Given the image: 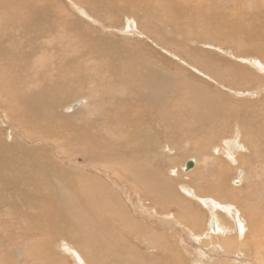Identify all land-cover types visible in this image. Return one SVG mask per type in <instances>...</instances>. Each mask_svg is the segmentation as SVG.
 <instances>
[{"label":"rangeland","instance_id":"rangeland-1","mask_svg":"<svg viewBox=\"0 0 264 264\" xmlns=\"http://www.w3.org/2000/svg\"><path fill=\"white\" fill-rule=\"evenodd\" d=\"M16 1H9L15 5L10 7V16L19 18L34 13L36 17H32L34 20L26 23L23 30L16 26L5 29L4 20H0V79L8 81L6 73H10L9 77L15 79L16 76L23 81L22 52L29 54L37 45L44 56L50 57L45 66L54 71L53 83H49L50 77L43 81L35 79L28 88H24L23 82L16 83L21 92L28 90L26 95L43 96L48 90L47 96L40 99L39 108L43 112L52 110L50 117L49 111L46 113L52 134L45 131L46 134L40 136L37 131L27 130L14 104L8 102L5 93H0V264H90L83 256V246L89 237L86 232H95V224L77 229L54 228L70 219L68 213L64 217L57 211L64 212L66 203L68 211L72 204L78 205L77 214L88 223L89 216L95 215L100 219L98 223L105 227L107 232L102 236L106 239L101 237V240L108 244L109 259L102 264H264V144L259 143L257 147L260 152L257 158L262 155L259 164L254 162L257 161L255 156H250L253 155L250 146L234 153L236 159L230 158L228 162L222 154L226 150L223 139L234 137L242 127H248L253 134H264V55H261L264 51V0H138L137 6L127 0H105L108 5L99 13L90 9V0ZM40 35L43 37L34 47L32 38L37 40ZM73 47L74 50L84 47L81 53L87 58L80 62L86 69L78 70L79 81L71 82L66 78L61 83L62 76L58 80L55 77L66 66L74 71L72 64L78 62L77 56L65 54ZM87 47L91 50L87 51ZM88 52L101 53L100 64L94 65L95 68L93 55ZM35 59L36 56L32 62ZM135 64L139 68H136L138 78L121 83L119 73L133 71ZM97 67L100 72H95ZM40 73L43 77L46 69ZM228 75L236 77L231 79ZM140 76L147 78L148 84H141ZM237 80L240 83H234ZM60 83L61 87L56 90ZM105 85L113 91L109 92ZM5 86L8 88L7 83ZM156 86L159 88L155 89ZM232 86L239 90L226 93ZM192 96H200L206 103L222 108L225 116H230L228 124L223 119L208 116L206 111L197 110ZM113 114H120L124 119L134 115L133 122L135 114H139V121L134 126L114 121L111 131L107 125ZM188 114L190 119H186ZM25 117L23 121H28L29 125L35 117L41 118L29 114ZM37 122V128L49 127ZM88 137L94 138L96 144H89ZM132 139L135 140L130 142ZM217 148L220 152L214 154ZM113 156L147 165L155 174L159 172L160 176L168 178L171 184L163 187V192L170 194L171 203L163 202L165 192L145 194L142 189L146 184L140 179L133 182L128 174L121 172L108 160ZM243 156L247 167L236 169L237 158L240 160ZM221 161L230 167L227 180L219 178ZM158 162L160 164H156ZM189 162L194 166L186 170ZM205 164L207 167L214 164L211 171L209 169L211 175L202 176ZM35 179L38 183H34ZM235 179L239 181L238 186L233 184ZM219 182L231 195L223 192L219 196L210 191L203 196L201 200L213 206L210 213L206 205L191 194L193 190L199 192L198 188L201 191V187L207 189ZM175 191L183 200L181 207L176 204ZM102 198L106 201L99 207L97 203ZM245 207L254 211L251 212L253 220L256 217H259L258 223L262 220L260 228L262 225L263 230L253 231L248 221L250 212ZM186 209L189 211H184ZM215 215L222 223V230L233 231L231 218L241 217L244 234L239 238L235 232L224 231L223 236L212 235L209 243L203 235L209 232V221ZM192 231L199 238L193 237ZM97 235L95 233L90 243L99 245ZM114 246L117 249L111 252ZM240 247L244 249H240L242 252ZM97 253L90 250V255Z\"/></svg>","mask_w":264,"mask_h":264},{"label":"bare ground","instance_id":"bare-ground-1","mask_svg":"<svg viewBox=\"0 0 264 264\" xmlns=\"http://www.w3.org/2000/svg\"><path fill=\"white\" fill-rule=\"evenodd\" d=\"M10 1V0H9ZM7 2V1H5V0H0V20H4V27H5V29L9 26V27H15L16 26V28H20V29H22L23 30V28L25 27V26H27V24L26 23H28V22H30L31 20H34V18H32V17H36V15L33 13H28L27 15H25V16H21L20 15V17L18 18L17 16H10V13H8L10 10H11V8L10 7H12V6H15V5H13V3L12 2ZM14 1V0H13ZM18 1V0H17ZM16 1V3H18ZM129 3H131L132 5H135V6H137L138 4H140L139 2H138V0H127ZM21 2H23V1H21ZM38 2V1H37ZM15 3V2H14ZM22 3H20L19 5H21ZM25 5V4H24ZM108 5V3H106V1L104 0V2H102L101 3V0H90V4L88 5L89 7H90V9H92L93 11H96V12H98L99 13V11L101 10V9H103V7H105V6H107ZM29 6V5H28ZM21 7V6H20ZM24 7V6H23ZM22 7V8H23ZM30 7V6H29ZM28 8V7H27ZM34 8V7H33ZM26 9V8H25ZM34 10V9H33ZM32 10V11H33ZM7 13L9 14V15H7ZM13 15V14H12ZM39 16V15H38ZM47 20H49V19H47ZM40 21V20H39ZM145 22H147V21H145ZM39 24H40V22H39ZM39 24H37V30H38V26H39ZM148 28H149V26H147ZM130 28H131V26H130ZM8 29V28H7ZM69 29V28H68ZM36 30V31H37ZM9 32V31H8ZM48 32H50V31H48ZM66 32V31H65ZM5 33V32H4ZM44 33V32H43ZM47 34V33H46ZM49 34V33H48ZM38 35V34H37ZM52 35V34H51ZM54 35V34H53ZM64 35V34H63ZM50 36V35H49ZM43 37V35H40L38 38H37V40H36V37H34V38H32V43L31 44H34V47L36 46V42L40 39V38H42ZM56 38H58V37H56ZM62 38V37H61ZM70 39V38H69ZM60 39L58 38V41H59ZM64 40V39H63ZM79 40V39H78ZM125 40H127V39H125ZM54 41V40H53ZM69 41V40H68ZM74 41H76V39L74 40ZM61 42V41H60ZM63 42V41H62ZM78 42V41H77ZM30 43V42H29ZM51 43V42H50ZM74 44H75V42H73ZM73 43H71L72 45H73ZM79 43H81V42H79ZM79 43H77V44H79ZM58 44V43H57ZM61 44V43H60ZM59 44V45H60ZM63 44V43H62ZM71 44H70V46H71ZM76 44V45H77ZM86 44V43H85ZM150 44V43H149ZM66 45V44H65ZM68 45V44H67ZM66 45V46H67ZM82 45V44H81ZM80 45V46H81ZM84 45V44H83ZM169 45V44H168ZM33 46V45H32ZM75 46V45H74ZM212 46V45H211ZM58 47V46H57ZM65 47V46H64ZM69 47V46H68ZM78 47V45L76 46V48ZM175 47V46H174ZM56 48V47H55ZM59 48H60V46H59ZM66 48V47H65ZM71 48V47H70ZM62 48H60V50H61ZM83 49H84V47H83ZM83 49H80V50H74V47L72 48V50L71 51H69L68 53H65V54H67V56L69 57V55H73V56H77V61L78 62H76V64H72V66H74L75 67V69H74V71L72 70H68L67 69V66L62 70V71H60V73L55 77V79L56 80H58L59 78H60V76H62V81H61V83L62 82H64L65 81V79L66 78H68L71 82H75L76 80L77 81H79V79H77V76H76V74L77 73H79L78 72V70L80 71V70H82L83 68H85V67H82V65H81V62H80V60H82V58H87V57H83L84 56V52L83 53H81V51L83 50ZM88 49H90V48H86V50L88 51ZM172 49V48H171ZM176 49V48H175ZM59 50V51H60ZM91 50V49H90ZM100 51V50H99ZM177 51V50H176ZM262 51V50H261ZM63 52V51H62ZM65 52V51H64ZM94 52H96V51H94ZM101 52V51H100ZM59 53V52H58ZM88 53H90L91 55H93V61H94V64H93V67L95 68L98 64H100V56H101V53H96V54H93V52H88ZM262 54V56L264 55V51H262L261 52ZM63 54V53H62ZM100 55V56H99ZM34 56H36V59L32 62V59H33V57ZM49 56H52V55H49ZM62 56V55H61ZM256 56V55H255ZM55 57V56H54ZM91 57V56H90ZM237 57H239V56H237ZM21 58H22V61L24 62V66L21 68L22 70V72H23V74H24V76H23V74H22V76H23V81H21V82H23L22 84L24 85V88H28V86L30 85H33L32 83L35 81V79H39V80H41V81H43V79H45V78H47V77H50V79H49V83L51 82V83H53V77H52V73L54 72H52V71H49L47 68H46V66H45V64H46V62L47 61H50L49 60V58H48V56L46 57V56H44V53H42L41 52V50H40V47L37 45L35 48H33V49H31L30 50V52H29V54L28 53H26L25 51L24 52H22V55H21ZM54 59V58H53ZM55 59H58V57H56ZM65 59H67L66 57H65ZM70 59V58H69ZM71 60V59H70ZM135 60V59H134ZM176 60V59H175ZM52 61V60H51ZM54 61H56V60H54ZM62 61V60H61ZM61 61H60V63H61ZM65 61V60H64ZM75 61V60H74ZM58 62V61H57ZM71 62V61H70ZM90 62V61H89ZM104 62V61H103ZM142 62H143V60H142ZM66 63L69 65V63H68V61H66ZM71 63H73V62H71ZM86 63H87V61H86ZM85 63V64H86ZM91 63V62H90ZM102 63V62H101ZM258 63V62H257ZM31 64V66H29ZM53 64H54V62L51 64V66H50V69L52 68V66H53ZM64 64V63H63ZM84 64V63H83ZM136 64H137V62H136ZM136 64L135 65H133V67H134V69H133V71H131V72H128L127 71V73H125V71H122V72H120L119 73V76H118V79H119V81L122 83V82H131L132 80H135L134 78H138V73H137V71H136V68H138V67H136ZM94 65H96V66H94ZM108 65V64H107ZM126 65V64H125ZM128 65V64H127ZM138 65H140V64H138ZM144 65V64H143ZM210 65V64H209ZM63 66V65H62ZM71 66V67H72ZM150 66V65H149ZM161 66V65H160ZM71 67H69V68H71ZM122 67V66H121ZM124 67V66H123ZM153 67V66H152ZM156 67V66H155ZM46 69V73H45V75H43V77H42V75H41V73H40V71H42V69ZM107 68H108V66H107ZM116 68V67H115ZM131 68V67H130ZM149 67H147V69H148ZM154 68V67H153ZM5 69V68H4ZM86 69V68H85ZM100 69V68H99ZM99 69H98V67H97V69L95 70V72L97 71V72H100L99 71ZM103 69V68H102ZM122 69V68H121ZM139 69V68H138ZM161 69V68H160ZM110 70V69H109ZM123 70H124V68H123ZM129 70V69H128ZM149 70V69H148ZM164 70V69H163ZM162 71V70H161ZM243 71H245V70H243ZM61 72H62V75H61ZM86 72V71H85ZM119 72V71H118ZM150 72V71H149ZM220 72V71H219ZM13 73L15 74V70H14V72H12V76H13ZM17 73V72H16ZM91 73V72H90ZM107 73V72H106ZM153 73H155V72H153ZM164 73V72H163ZM197 73V72H196ZM249 73V72H248ZM9 74L10 73H6V76H7V78H8V81H6V80H1L0 79V93H5V95H6V97H7V99L9 100L8 102H10L11 104L13 103L14 105H13V107H15L17 110H18V112H19V114H21V119H22V123L24 124L23 126H25L26 127V129L27 130H30V132L31 131H37L39 134H40V136H44L45 134H46V132H48L47 134H49V132H50V134H52V130H49V129H52L51 127H50V122H49V117H50V111H52V110H47V112L49 111V113H48V115H49V117L47 116V112H43V110H40V108H39V101H40V99H42V98H44L43 96H47V92H48V90H46V92L44 93V95L42 96H40L38 93V95L36 94V95H26V93L28 92V90L26 91V92H24L25 93V95L24 94H22L23 92H21L20 91V89H19V86H18V84L16 83V82H20V80L19 79H17L16 78V76H15V79H13V77H9ZM54 74V73H53ZM87 74V73H86ZM95 74V73H94ZM143 74V73H142ZM158 74V73H157ZM1 73H0V77H1ZM17 75V74H16ZM88 75V74H87ZM106 75V74H105ZM104 75V76H105ZM154 75V74H153ZM241 75V74H240ZM249 75V74H248ZM10 76H11V74H10ZM215 77H216V75H214ZM222 76V75H221ZM3 77V76H2ZM108 77V76H107ZM143 77V76H142ZM152 77V76H151ZM197 77H198V75H197ZM223 77V76H222ZM228 77H230L231 79L232 78H234L235 79V77L233 76V75H228ZM21 78V77H20ZM140 78H141V76H140ZM144 78V79H143ZM143 78H141L142 80L140 81V83L141 84H144V85H146V84H148V82H146V79H145V77H143ZM163 78H164V76H163ZM162 78V79H163ZM167 78V77H166ZM168 78H169V76H168ZM214 78V77H213ZM218 78V77H217ZM225 78H227V77H225ZM239 78V77H238ZM245 78V77H244ZM246 78H247V76H246ZM97 79V78H96ZM100 79H102L101 77H100ZM149 79V78H148ZM204 79V78H203ZM215 79V78H214ZM222 79V78H221ZM223 79H224V77H223ZM248 79V78H247ZM91 80V79H90ZM150 80V79H149ZM151 80H153V78L151 79ZM212 80V79H211ZM220 80V79H219ZM238 80H240V79H238ZM238 80L237 81H235L234 83H240V81L242 80L243 81V79H241L239 82H238ZM245 80V79H244ZM88 81V80H87ZM102 81V80H101ZM108 81V80H107ZM139 81V80H138ZM217 81H218V79H217ZM247 81V80H246ZM10 84H9V83ZM13 82V83H12ZM20 82V83H21ZM136 82V81H135ZM152 82V81H151ZM154 83H155V81H153ZM158 82H160V81H158ZM219 82V81H218ZM244 82V81H243ZM8 84V88L5 86V84ZM12 83V84H11ZM43 83V82H42ZM61 83H60V85H59V87H57L56 88V90L57 89H59L60 87H61ZM78 83V82H77ZM101 83V82H100ZM100 83H99V85H100ZM134 83V82H133ZM157 83V82H156ZM215 84H217V82H216V79H215V82H214ZM220 83V82H219ZM247 83V82H246ZM91 84V83H90ZM93 84V83H92ZM94 84H96L95 82H94ZM103 84V83H102ZM106 84V83H105ZM129 84V83H128ZM98 86V85H97ZM122 86V85H121ZM125 86V85H124ZM123 86V87H124ZM137 86H139V85H137ZM143 86V85H142ZM163 86H164V84H163ZM218 86H221V85H218ZM99 87H101V86H99ZM105 87H106V85H105ZM119 87H120V85H119ZM131 87V86H130ZM132 87H134V86H132ZM157 87V86H156ZM160 87H162V84H160ZM165 87V86H164ZM222 87V86H221ZM22 88V87H21ZM40 88V87H39ZM94 88V87H93ZM141 88V87H140ZM150 88V87H149ZM159 87H157V88H155V89H158ZM225 88H227V87H225ZM102 89H104L103 87H102ZM106 89H108V91L110 92L112 89H110V88H107L106 87ZM124 89H125V87H124ZM123 89V90H124ZM145 89V88H144ZM223 90H224V87L222 88ZM227 89H229V90H226L225 92L226 93H230V92H236V90H239V89H237V87H235V88H233V86L232 87H228ZM235 89V90H234ZM56 90H54V91H56ZM117 90H119V89H117ZM147 90V89H146ZM107 91V90H106ZM107 91V92H108ZM113 91V90H112ZM98 92V91H97ZM120 92V91H119ZM122 92V91H121ZM124 92V91H123ZM153 92V90L151 91V93ZM94 93H96V91H94ZM115 93V92H114ZM137 93V92H136ZM144 93V92H143ZM146 93H148V92H146ZM146 93H144V94H146ZM155 93V92H154ZM124 94V93H123ZM231 94V93H230ZM152 95H153V93H152ZM152 95H150V96H152ZM158 95V94H157ZM120 96H121V94H120ZM143 96V95H142ZM149 96V95H148ZM154 96V95H153ZM159 96V95H158ZM162 96V95H161ZM200 97V96H199ZM199 97H197V96H192V101H193V103L194 104H196V108H197V110L198 109H201L203 112H208L210 115H208V116H212V117H215V118H220V121L223 119L225 122H227V124H228V121L230 120V116H225V114H224V111L222 110V108H216L212 103H206L205 102V100L203 99V98H199ZM140 98V97H139ZM6 99V98H5ZM56 99V98H55ZM87 99V98H86ZM160 99V98H159ZM151 100V99H150ZM102 101V100H101ZM61 102H62V100H61ZM65 102V101H64ZM110 102V101H109ZM164 102V101H163ZM170 102V101H169ZM114 103V102H113ZM160 103V102H159ZM168 103V102H167ZM50 104V103H49ZM55 104H56V102H54V103H51V108H52V106L54 107L55 106ZM58 104V103H57ZM79 104V103H78ZM88 104V103H87ZM156 104V103H155ZM161 104V103H160ZM166 104V103H165ZM175 104V103H174ZM229 104V103H228ZM8 105V104H7ZM58 106V105H57ZM116 106V105H115ZM145 106H146V104H145ZM157 106V105H156ZM192 106V105H191ZM116 107H119V106H116ZM122 107V106H121ZM120 107V108H121ZM147 107V106H146ZM157 107H159V105L157 106ZM161 107V106H160ZM168 107V106H167ZM48 108V107H47ZM122 108H124V107H122ZM137 108V107H136ZM169 108V107H168ZM117 109V108H116ZM115 109V111H117ZM119 109V108H118ZM14 110V109H13ZM101 110V109H100ZM124 110H125V108H124ZM167 110V109H166ZM166 110H164L165 112H166ZM171 110V109H170ZM194 110H196V109H194ZM44 111H46V110H44ZM54 111H56V110H54ZM119 111V110H118ZM136 111H138V110H136ZM158 111H160V110H158ZM173 111V110H172ZM15 112H16V110H15ZM123 112H125V111H123ZM135 112V111H134ZM162 112V111H161ZM174 112V111H173ZM54 113V112H53ZM193 113V112H192ZM202 112H200V114H201ZM238 113V112H237ZM17 114V113H16ZM25 114H29V115H36V116H39V117H41L40 118V120H39V118H37V117H35V119L34 120H32V125H29L28 124V121H26V120H24L23 121V118H26L25 117ZM125 114V113H124ZM123 114V115H124ZM166 114V113H165ZM171 114V113H170ZM174 114V113H173ZM190 114V113H189ZM189 114H188V117H186V119H190L191 117H189ZM70 115V114H69ZM101 115V114H100ZM159 115H160V113H159ZM162 115V114H161ZM192 115V114H191ZM109 116H112V115H109ZM193 117H194V113H193V115H192ZM202 116V115H201ZM16 117L18 118V116L16 115ZM133 117H134V115H132L130 118H128V119H124V118H122V116L120 115V114H113V116L112 117H110V118H108V122H109V124L107 125V127L108 128H110V130L115 126V124H114V121L115 122H117V123H123L124 124V122H125V124H131V125H135L138 121H139V114H135V121L133 122L132 120H134L133 119ZM160 117V116H159ZM163 117V116H162ZM165 117V116H164ZM175 117V116H174ZM192 117V118H193ZM171 118V117H170ZM199 118V117H198ZM203 118H205V117H203ZM202 118V119H203ZM16 119V118H15ZM93 119V118H92ZM37 120H39L38 122H37ZM164 120H165V118H164ZM178 120H180L179 118H178ZM199 120H201V119H199ZM206 120H208V119H206ZM205 120V121H206ZM203 121V120H202ZM236 121V120H235ZM14 122V121H13ZM35 122H37V125H42V126H49V127H38L37 128V126L35 125ZM201 122V121H200ZM207 122V121H206ZM223 122V121H222ZM8 123V122H7ZM201 124H202V122H201ZM220 124V123H219ZM230 124H231V122H230ZM234 124V123H233ZM245 124V123H244ZM117 125V124H116ZM122 125V124H121ZM214 125H215V123H214ZM218 125V124H217ZM209 126V125H208ZM207 126V127H208ZM212 126V125H211ZM261 126V125H260ZM235 127V126H234ZM24 128V127H23ZM29 128H32V129H34V130H32V129H29ZM248 128V127H247ZM246 127L245 128H243L242 127V130L241 131H238V132H236V134H235V136L234 137H232V138H229V139H227V140H224V139H226V138H224L223 139V143H224V146L226 147V150H224V152L222 153L223 154V156H224V158H225V160H227V162L228 161H230V158H233V159H236V158H234L233 157V154L234 153H237L240 149H242V150H246V148L244 147V146H250V147H252L253 148V155H250V156H252V157H254L255 156V158H254V160H256V158L258 157V155H259V153L257 152V147L259 146V143L260 144H264V134L261 132V134H253V131L252 130H249V129H247ZM255 128V127H254ZM262 128H264V127H262ZM25 129V128H24ZM205 129V128H204ZM225 128H223V130H224ZM255 129H257V128H255ZM212 130V129H211ZM222 130V131H223ZM233 130V129H232ZM258 130V129H257ZM22 131V130H21ZM46 131V132H45ZM112 131V130H111ZM235 131V130H234ZM259 131V130H258ZM202 132H204L203 130H202ZM213 132V131H212ZM257 132V131H256ZM37 133V134H38ZM227 133V131H224V134H226ZM27 134V133H26ZM31 135H33V134H31ZM26 136H28V135H26ZM48 137V136H47ZM45 138V137H44ZM49 138V137H48ZM52 138V137H51ZM42 139V138H41ZM54 139V138H53ZM52 139V140H53ZM90 142H89V144L91 143V142H93L94 144H96L95 142H94V138H92V137H88L87 138ZM152 139V138H151ZM154 139V138H153ZM27 140V139H26ZM47 140V139H46ZM135 139H132L130 142H132V141H134ZM155 140V139H154ZM154 140H152V141H154ZM136 142V141H135ZM165 142V141H164ZM241 143H242V145H241ZM130 146H129V148L131 147L132 148V146H131V143L129 144ZM217 145V144H216ZM58 147H60V146H58ZM130 148V149H131ZM138 148V147H137ZM60 149V148H59ZM82 149V148H81ZM90 149V148H89ZM218 149V148H217ZM223 149V148H222ZM225 149V148H224ZM61 151H62V149H60ZM103 150V149H102ZM143 150V149H142ZM206 150V149H205ZM82 151V150H81ZM127 151V150H126ZM129 151H131V150H129ZM63 152V151H62ZM84 152V151H83ZM90 152V151H89ZM219 152H220V149H218V150H215L214 151V154H219ZM66 153V152H65ZM129 153V152H128ZM137 153V152H136ZM135 153V154H136ZM93 154V153H92ZM130 154V153H129ZM132 154H133V152H132ZM131 154V155H132ZM238 154V153H237ZM240 154V153H239ZM243 154V153H242ZM72 155V154H71ZM86 155V154H85ZM221 155V154H220ZM133 156H134V154H133ZM133 156H131V159H135V157H133ZM215 156V155H214ZM241 156V155H240ZM92 157V156H91ZM129 157V156H128ZM219 157V156H218ZM196 158V157H195ZM246 157L245 156H243V157H241L240 158V160H238V158H237V167H236V169H239V168H243L244 167V165H245V167H247L246 166V164H245V162H244V159H245ZM259 158H262V155H260L259 156ZM259 158H257V161H254V162H256L257 164H259L260 163V159ZM108 159V158H107ZM210 159V158H209ZM213 159V158H212ZM251 159V158H250ZM253 159V158H252ZM251 159V160H252ZM108 160H110V161H112V163L113 164H115V166L116 167H119V170L121 171V172H125V174L127 175L128 174V177H130L131 178V180H133V182H134V180L136 181V182H138V179H140L143 183H145L146 184V187L145 188H143L142 190L145 192V194H155V193H157L158 194V192L159 191H161V192H163V187H168L171 183L169 182L170 180L168 179V178H166V177H162V176H160L161 174H159V172L157 173V174H155L156 173V171L154 170V171H152V170H149L148 169V167L146 168V166L145 165H141V164H138L136 161H134V160H132V161H126L125 159H124V157H120V156H113L111 159L109 158ZM129 160V159H128ZM146 160V159H145ZM142 161V160H141ZM215 161H216V159H215ZM235 161V160H234ZM65 162V161H64ZM143 162V161H142ZM199 162V161H198ZM203 162V161H202ZM217 162V161H216ZM226 162V161H225ZM236 162V161H235ZM248 162V161H247ZM196 163V162H195ZM208 163H210V162H208ZM211 163H213V162H211ZM215 163V162H214ZM218 163V162H217ZM255 163V164H256ZM156 164H160L159 162L158 163H156ZM236 164V163H235ZM254 164V165H255ZM262 164V163H261ZM184 165V164H183ZM187 165V164H186ZM213 165L214 164H210L208 167H207V164H205L204 166V168H203V173H205L204 175H202V176H206V175H211L210 173V171H211V167H213ZM1 166V165H0ZM90 166V165H89ZM193 166H194V164H193ZM258 166V165H257ZM264 166V165H263ZM159 167V166H158ZM216 167H218V166H216ZM220 167H221V170L219 171L220 172V177L219 176H217V177H219L220 179H226L227 180V176H229L230 175V171H229V169H230V167L228 166V165H226V163H224L223 161H221V163H220ZM248 167H249V165H248ZM154 168V167H153ZM155 168H156V166H155ZM154 168V169H155ZM197 168V167H196ZM215 168V167H214ZM219 168V167H218ZM217 168V169H218ZM254 168H256V167H254ZM118 169V168H117ZM209 169H210V171H209ZM235 169V168H234ZM244 169V168H243ZM175 170V169H174ZM183 170H184V168H183ZM186 170H188L187 168H186ZM197 170L199 171V168H197ZM196 170V171H197ZM177 171V170H176ZM192 171H194V170H192ZM215 171V170H214ZM239 171V170H238ZM250 171H251V169H250ZM259 171V170H258ZM119 172V171H118ZM118 172H116L117 174H118ZM181 172V171H180ZM202 172V171H201ZM210 172V173H209ZM216 172V171H215ZM232 172V171H231ZM262 172V171H261ZM175 173V172H174ZM173 173V174H174ZM185 173V172H184ZM217 173V172H216ZM116 174V175H117ZM172 174V175H173ZM191 174V173H190ZM164 175V174H163ZM182 175V174H181ZM186 175V174H185ZM187 175H189V174H187ZM191 175H193V174H191ZM199 175H200V173H199ZM245 175V174H244ZM123 176V175H122ZM167 176V175H166ZM201 176V175H200ZM199 176V177H200ZM239 176V175H238ZM250 176V175H249ZM178 177V176H177ZM212 177V176H211ZM262 177V176H261ZM207 178V177H206ZM234 178H236V177H234ZM211 179V178H210ZM238 179V178H237ZM247 179V178H246ZM128 180V179H127ZM191 180V179H190ZM201 180H202V178H201ZM206 180H204V182H205ZM197 182V181H196ZM199 182V181H198ZM203 182V183H204ZM34 183H38V180H34ZM110 184V183H109ZM121 184V183H120ZM199 184V183H198ZM233 184H234V186H238V184H239V181L238 180H234L233 181ZM96 185V184H95ZM98 185V184H97ZM197 185V184H196ZM138 186V185H137ZM198 186H200V185H198ZM198 186H197V188H198ZM113 187V186H112ZM134 187V186H133ZM109 188V187H108ZM215 188V189H214ZM104 189V188H103ZM169 189V188H168ZM172 189V188H171ZM248 189V188H247ZM198 190H199V192H195L194 190H193V193L191 194V197H193V198H195L199 203H201V204H205L206 205V210L207 211H209L210 213L212 212V210L211 209H213V206L212 205H210L209 203H206L205 201H202L201 200V198L203 197V196H206V195H208V194H210V191H215V193H217L219 196H222L223 195V192H227L226 193V195L227 194H230L231 195V193H229L228 191H227V189H225L223 186H222V184H221V182H219L216 186H210V187H208L207 189H204L203 187H201V191H200V189L198 188ZM105 191V190H104ZM158 191V192H157ZM172 191H174L173 189H172ZM172 191H171V193H172ZM233 191V190H232ZM231 191V192H232ZM236 191V190H235ZM165 192V194H163ZM164 192L162 193V195H165L163 198H162V200H163V202L165 203L166 201H169L170 202V194H168L167 193V191H165L164 190ZM170 192V191H169ZM251 193H252V191H251ZM105 194H106V192H105ZM104 194V195H105ZM174 194V193H173ZM186 194H187V191H186ZM253 194V193H252ZM86 195H88V194H86ZM175 200L177 201V205L179 206V207H181L182 206V203H183V200L181 199V197H179L178 196V194H177V192L175 191ZM90 196H91V194H90ZM160 196V195H159ZM172 196V195H171ZM247 196V195H246ZM162 197V196H161ZM249 197H250V195H249ZM88 198V197H87ZM89 198H93V197H89ZM88 198V199H89ZM153 198H156V197H153ZM205 198H208V197H205ZM90 199V202L94 199H92L91 200ZM161 199V198H160ZM162 200H160V202L162 201ZM102 201V202H101ZM101 201L100 202H98L97 204H99L100 206L99 207H101V206H103L104 205V203H103V201H106V200H103V198L101 199ZM94 201H92V203H93ZM74 203V202H73ZM107 203V202H106ZM171 203V202H170ZM71 204H72V202H71ZM80 204V203H79ZM85 204H86V202H85ZM111 204V203H110ZM173 204L175 205V203L173 202ZM89 204H87V206H88ZM75 204L73 205L72 204V206L69 208V210L70 211H72V212H70V211H68V203H66V204H64V206H63V209H64V212H63V210L62 209H58L57 211L58 212H61L62 213V215H64V217H65V215L68 213V215H69V220L66 222V223H63V224H60V225H58V226H54V228H59V230H63V228L65 227V226H69V227H71V228H75V229H77V227H85V224L87 225L88 224V226H90V225H93V224H95V225H93L94 226V228H95V232H86L87 233V235L89 236L88 238H86V240L84 241V243H85V245L83 246L84 247V252H83V256L89 261V263L90 264H96V261H98V264H100V262H101V264H102V261L103 260H108L109 259V250H108V244H107V242L106 241H103V240H101V237H103L102 235L104 234V233H106L107 231H106V229H105V227L103 226V224H100V223H98L99 221H100V219L99 218H96L95 217V215H94V217H91V216H89V219H90V221H89V223L82 217V216H80L79 214H77L78 212H80L78 209H77V207H78V205H76L75 207ZM80 206V205H79ZM98 206V205H97ZM106 206V205H105ZM111 206V205H110ZM226 206H228V204L226 205ZM112 207V206H111ZM114 207V206H113ZM112 207V208H113ZM98 208V207H97ZM115 208V207H114ZM113 208V209H114ZM184 208V207H183ZM183 208H181V210H183ZM230 208V207H229ZM232 208V207H231ZM252 208V207H251ZM254 208V207H253ZM258 208V207H257ZM48 209H49V207H48ZM81 209H83V208H81ZM245 209L248 211V212H250V214L248 215V218H249V225L251 224V226H252V229H253V231L255 232V233H258V231L260 230H263V229H261V228H263V226L261 225V228H260V224H261V222H262V220H261V222H257L258 220H259V217H256V220H253V216H254V213H251V212H254L252 209H249V208H247V207H245ZM258 209H260V208H258ZM88 210H90V209H88ZM112 210V209H111ZM150 210V209H149ZM255 210H256V208H255ZM51 211H53V210H49V212H51ZM184 211H189V210H184ZM55 212V211H54ZM98 212V211H97ZM107 212V211H106ZM105 212V213H106ZM104 213V214H105ZM84 214H86V211H84ZM101 214V213H100ZM106 214H108V213H106ZM193 215H195L194 213H192ZM109 215V214H108ZM262 215V214H261ZM214 217V216H213ZM192 218V217H191ZM214 218H215V220H214ZM213 219H210V221H209V226H208V231L211 233H209V232H206L204 235H203V237H205L206 238V240L209 242V243H211L210 242V239H211V237H212V235L213 236H223V234H224V231H226V232H231V233H236V235L240 238V236L242 235V234H244L242 231L244 230V224L242 223V218L241 217H237V218H231V219H233L232 220V222H234V230L235 231H233V229H224V230H222V228H221V222H219L220 220H218V217L215 215V217H214ZM201 221V220H200ZM135 222V221H134ZM73 223L76 225V226H74L73 225ZM262 224L264 225V222H262ZM70 231H73V233H76V230H71V229H69ZM123 230V229H122ZM95 233H97L98 235V240L100 241L99 242V245H94L93 243H90V240H91V238L92 239H94L95 238ZM191 234H192V236L193 237H195V238H199V236L197 235V234H195L193 231L191 232ZM104 236H106V235H104ZM107 236H108V234H107ZM56 237H58L57 235L55 236V238ZM202 236H201V239L203 238ZM103 238H105L106 239V237H103ZM201 239H199V240H201ZM238 240V239H237ZM236 241V240H235ZM235 241H234V245H235ZM232 242V241H231ZM219 243V242H218ZM241 243V242H240ZM243 243H244V241H243ZM237 244H238V242H237ZM231 245V244H230ZM232 247V246H231ZM236 247V246H235ZM213 248H215V247H213ZM115 249H117V246H114L113 248H111L110 249V251L111 252H113ZM237 249V248H236ZM239 250L241 249H243L242 247H240V248H238ZM90 250H94V251H96V252H98L97 254H92V255H90ZM238 250V251H239ZM240 250V251H241ZM244 250V249H243ZM257 251H259V249L257 248ZM93 252V251H92ZM242 252V251H241ZM240 252V253H241ZM79 257V256H78ZM82 258L83 257H81V261H82ZM99 258H100V261H99ZM78 259V258H77ZM144 260V259H143ZM84 262H82V264H83ZM132 264H133V262H132Z\"/></svg>","mask_w":264,"mask_h":264},{"label":"water","instance_id":"water-1","mask_svg":"<svg viewBox=\"0 0 264 264\" xmlns=\"http://www.w3.org/2000/svg\"><path fill=\"white\" fill-rule=\"evenodd\" d=\"M186 168L187 169L193 168V163L192 162L187 163Z\"/></svg>","mask_w":264,"mask_h":264}]
</instances>
